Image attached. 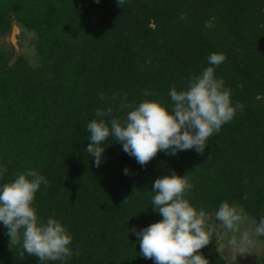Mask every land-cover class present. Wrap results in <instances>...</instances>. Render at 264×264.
Listing matches in <instances>:
<instances>
[{
	"label": "trees",
	"instance_id": "trees-1",
	"mask_svg": "<svg viewBox=\"0 0 264 264\" xmlns=\"http://www.w3.org/2000/svg\"><path fill=\"white\" fill-rule=\"evenodd\" d=\"M13 23L34 34L38 62L0 53V183L26 169L47 179L34 206L70 232L67 264H154L130 228L162 218L152 182L172 171L188 177L197 209L215 213L227 201L256 223L264 215V0H0V33ZM213 52L226 56L215 75L243 107L203 155L161 151L141 166L109 139L95 166L85 148L97 109L123 119L130 108L121 102L171 104L169 89H186ZM6 232L0 225V264H38ZM197 251L226 264L215 230Z\"/></svg>",
	"mask_w": 264,
	"mask_h": 264
},
{
	"label": "clouds",
	"instance_id": "clouds-1",
	"mask_svg": "<svg viewBox=\"0 0 264 264\" xmlns=\"http://www.w3.org/2000/svg\"><path fill=\"white\" fill-rule=\"evenodd\" d=\"M124 2L117 0L119 6ZM207 60L210 66L192 76L186 89L178 91L175 86L169 89L171 104L143 100L133 107L121 102V109L130 108L123 119L111 116V106L97 109V118L86 125L89 143L85 148L95 166L103 162L106 148L103 144L109 139L120 142L123 151L141 166L161 151L176 155L195 150L203 155L208 138L234 118L237 108L243 107L233 105L224 80L215 75V67L226 56L213 52ZM123 172L128 175L130 169L125 167ZM47 184V179L34 169H26L11 181L0 183V225L6 228L10 245H21L24 253L34 256L38 264L49 261L67 264L73 255L70 232L55 216L46 220L39 217L34 206L37 191ZM192 187L186 175L174 171L152 182L151 206L162 218L139 230L130 228L138 238L139 254L145 259H152L154 264H209L197 250L209 244L214 229L209 223V213L197 209L186 198ZM215 219L225 229L239 233V238L234 237L229 243L242 252L249 232L240 231L241 215L237 208L222 201ZM253 231L258 236L264 235V215Z\"/></svg>",
	"mask_w": 264,
	"mask_h": 264
},
{
	"label": "rangeland",
	"instance_id": "rangeland-1",
	"mask_svg": "<svg viewBox=\"0 0 264 264\" xmlns=\"http://www.w3.org/2000/svg\"><path fill=\"white\" fill-rule=\"evenodd\" d=\"M17 30L13 32V29ZM12 33L13 40H12ZM34 34L13 23L11 29L7 32L0 33V53L4 52L9 62H11L17 55L25 56L29 63L36 65L38 62V54L35 51L32 40ZM2 166L0 164V176ZM241 215L240 231L247 230L249 232L248 242L244 245L242 252L235 246L229 243L234 237L239 238V233H233L223 226V224L215 219V213H209V223L212 224L215 234L217 248L224 258L226 264H264V235L258 236L253 229L257 224L253 219L238 206L235 205Z\"/></svg>",
	"mask_w": 264,
	"mask_h": 264
},
{
	"label": "water",
	"instance_id": "water-1",
	"mask_svg": "<svg viewBox=\"0 0 264 264\" xmlns=\"http://www.w3.org/2000/svg\"><path fill=\"white\" fill-rule=\"evenodd\" d=\"M16 30H17V29H16V28H14V29H13V32H15ZM13 35H14V34L12 33V37H11V38H12V40H13Z\"/></svg>",
	"mask_w": 264,
	"mask_h": 264
}]
</instances>
